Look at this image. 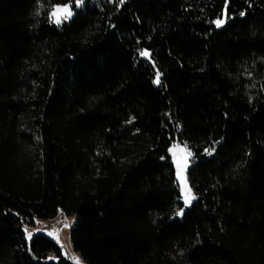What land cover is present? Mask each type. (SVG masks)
<instances>
[{"label":"trees","instance_id":"1","mask_svg":"<svg viewBox=\"0 0 264 264\" xmlns=\"http://www.w3.org/2000/svg\"><path fill=\"white\" fill-rule=\"evenodd\" d=\"M75 1L0 0V264H264V0Z\"/></svg>","mask_w":264,"mask_h":264},{"label":"rangeland","instance_id":"2","mask_svg":"<svg viewBox=\"0 0 264 264\" xmlns=\"http://www.w3.org/2000/svg\"><path fill=\"white\" fill-rule=\"evenodd\" d=\"M81 4L82 3L78 4L77 1L69 2L67 4H56V5L52 6L51 14H52V12L56 11L57 8L67 7L71 10L72 15H73L74 14V7H80ZM51 18L55 21V18L52 17V15H51ZM223 19L225 20V18H223ZM61 20L63 21L65 19H63V17H61ZM170 152H171L173 162L175 165L177 180H178V183L180 186L182 198H183V201L185 203L184 196H185L186 189H185L184 184H182L178 173H179L180 169L182 167H184L185 158H186L187 159V167L184 171V175L187 179V187L191 189V192L194 195L192 188H191L189 181H188V176H187L188 168L190 167V165L192 163L191 162L192 153H191L190 149L185 144L178 142V141L174 142L172 144V146L170 148ZM185 206H189V205L185 204ZM65 223H70L71 227L65 228L64 227ZM75 223H76V217L75 216H68L64 213H58L57 216H55L54 218H50L48 220L36 219L32 225H27L26 229H27V233L32 232L33 235L37 232H40V233H43V234L49 236L50 238H52L53 240H55L59 244V246L61 247L62 252L65 256L73 259L74 256L78 257L76 255V253H74L73 248L71 246V242H70V230H71L72 226H74ZM50 232L53 233V235H48V233H50ZM57 235L59 236V239H57ZM50 258H55L54 254H51Z\"/></svg>","mask_w":264,"mask_h":264},{"label":"snow or ice","instance_id":"3","mask_svg":"<svg viewBox=\"0 0 264 264\" xmlns=\"http://www.w3.org/2000/svg\"><path fill=\"white\" fill-rule=\"evenodd\" d=\"M82 2H83V0H77L78 4L82 3ZM120 2L123 4L125 2V0H120ZM51 15H52V17L55 18L56 24L59 25L62 22L61 17H63V19H68L72 15V12L69 8L64 7V8H57L56 11L52 12ZM242 15H243V13H242ZM215 23H216L217 27H220L225 23V20L224 19H218L217 21H215ZM140 55L145 56V57H150V53L147 50H144L143 52H141ZM160 75L161 74L158 72L157 76H156V80H155V83L157 85L161 84ZM208 154L211 155L212 151H209ZM186 167H187V159L185 158L184 167H182L180 169L178 175L181 179L182 184H184L185 189H186L185 196H184L185 204L191 205L192 202L197 199V197L195 195H193L191 192V189L187 187V179L184 175V171H185ZM178 215H183V210H180V212H178ZM64 227L65 228L71 227V224L65 223ZM25 230L27 231V229H25ZM48 235H53V233L50 232V233H48ZM27 239L29 241H31L33 239L32 232L27 233ZM57 239H59L58 235H57ZM73 260L75 261V264H83V262L81 261V259L79 257L74 256Z\"/></svg>","mask_w":264,"mask_h":264}]
</instances>
